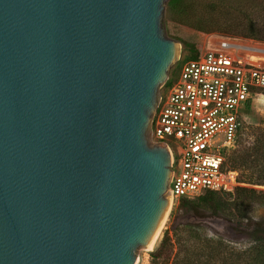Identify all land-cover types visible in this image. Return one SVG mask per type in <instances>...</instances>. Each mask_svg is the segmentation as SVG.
Masks as SVG:
<instances>
[{
    "label": "water",
    "instance_id": "water-1",
    "mask_svg": "<svg viewBox=\"0 0 264 264\" xmlns=\"http://www.w3.org/2000/svg\"><path fill=\"white\" fill-rule=\"evenodd\" d=\"M166 0H0V264H135L171 200L151 144Z\"/></svg>",
    "mask_w": 264,
    "mask_h": 264
},
{
    "label": "built area",
    "instance_id": "built-area-1",
    "mask_svg": "<svg viewBox=\"0 0 264 264\" xmlns=\"http://www.w3.org/2000/svg\"><path fill=\"white\" fill-rule=\"evenodd\" d=\"M247 45L220 38L182 63L178 79L163 86L149 140L170 152L174 201L231 194L245 185L227 166V151L237 143L241 111L264 91V61L247 54Z\"/></svg>",
    "mask_w": 264,
    "mask_h": 264
},
{
    "label": "rangeland",
    "instance_id": "rangeland-1",
    "mask_svg": "<svg viewBox=\"0 0 264 264\" xmlns=\"http://www.w3.org/2000/svg\"><path fill=\"white\" fill-rule=\"evenodd\" d=\"M193 4H197L196 9L203 10V7L208 5L212 0H189ZM229 4H235L237 12L232 15V19H237L246 22L252 19L261 28H264V12H254L253 6H256L255 0H227ZM239 6H245V11L250 14H244L239 9ZM211 21L226 22L227 19L224 15L209 14ZM161 28L164 36L167 39H174L179 43L180 51L179 56L171 65L167 82H172L178 79L179 71L182 63L191 57H194L196 52L199 54L207 51L210 43H217L220 38L231 37L229 35L220 33H202L180 25L173 21L171 11V0H166L164 4V11L161 19ZM258 35L264 38V33ZM234 38V37H232ZM244 41L246 44L253 46L263 47L264 40H254L249 38L237 37ZM182 41L183 43H181ZM185 44L190 46L186 47ZM192 47V48H191ZM165 83V84H166ZM163 91V86L160 88V93ZM243 122L239 131V138L237 143L227 151V166L231 167L233 161L243 158L248 149H251L257 138L264 134V91L252 101L247 109L241 111ZM217 137L214 141H219ZM223 140L217 144H222ZM264 164V161L260 163ZM232 168V167H231ZM237 171L240 172L241 180L246 184L240 188L254 189L257 192H264V186L250 185L249 183L257 182V175L250 168L244 166H237ZM207 202L219 206V211H214L209 207ZM179 206V201H173V206L166 225L162 231V235L151 251L146 248L141 249L136 258L137 264H151L150 253L156 250L160 241L165 236L166 231L170 232V236L174 240L175 246L181 245V240L187 237L184 230H180L185 225H193L200 227V230L209 237H214L218 240H223L225 249L223 256L220 254V260L216 264H250L249 255L247 251L253 247L251 240L247 237L246 231L253 228L256 222L264 220V205L261 202H256L254 198L249 196L241 197L237 191L231 194H204L201 198L191 200L188 212L178 211L176 208ZM178 229V233H173L174 229ZM176 248V247H175ZM177 251V248L175 249ZM204 264H208L207 262Z\"/></svg>",
    "mask_w": 264,
    "mask_h": 264
},
{
    "label": "trees",
    "instance_id": "trees-1",
    "mask_svg": "<svg viewBox=\"0 0 264 264\" xmlns=\"http://www.w3.org/2000/svg\"><path fill=\"white\" fill-rule=\"evenodd\" d=\"M256 6H253L251 11L264 12V0H255ZM197 4L191 3L189 0H171V11L173 15V21L192 28L202 33H220L237 38H249L254 40H264L259 33H264V28L261 25L253 21L252 19L246 22L232 19V15L237 12L235 4L231 5L227 0H212L208 5L203 7L202 11L196 9ZM245 6L240 7L244 14L250 13L245 11ZM253 12V11H252ZM209 14L224 15L227 19L220 21H211ZM183 43L182 41H180ZM186 47L190 46L185 44ZM192 48V47H191ZM200 56L196 52L194 57L186 59L195 60ZM183 62V63H184ZM239 138V137H238ZM264 134L259 136L255 142V145L247 150L246 155L236 161H233L232 168L238 169L237 166H244L252 169L258 179L256 183H249L250 185L264 186ZM246 184L244 181H242ZM217 194V193H207ZM206 194V195H207ZM237 194L241 197L249 196L254 198L256 202H261L264 205V192H257L254 189L239 188ZM203 197V196H202ZM201 198V197H199ZM209 207L214 211H219L218 205H213L207 202ZM191 200L182 199L179 201V206L176 208V212L185 211L188 212L190 208ZM179 229V228H178ZM178 229H174L173 233L177 234L180 230H184L187 233V237L181 240L179 247L175 246L173 239L170 236V232L166 231L165 236L160 241L159 246L155 251L150 253L151 264H216L220 260L219 255L223 256L225 249L223 240H218L214 237H209L204 234L200 227L193 225H185ZM247 237L251 240L253 247L247 251L249 255L250 264H264V220L256 222L253 228L246 231ZM177 248V251L175 249Z\"/></svg>",
    "mask_w": 264,
    "mask_h": 264
},
{
    "label": "bare ground",
    "instance_id": "bare-ground-1",
    "mask_svg": "<svg viewBox=\"0 0 264 264\" xmlns=\"http://www.w3.org/2000/svg\"><path fill=\"white\" fill-rule=\"evenodd\" d=\"M245 48H248L247 49L248 50L247 54H249L251 57H253L254 60L264 61V48L263 47H258V46H253V45L248 44L247 47H245ZM179 51H180V47H179V50H178V56H179ZM173 201L174 200H173V198L171 196L170 207H169V209H168V211H167V213H166V215H165V217H164V219H163V221H162V223H161V225H160V227H159V229H158V231H157V233H156V235H155V237H154V239H153V241H152V243L150 245V247L146 248L147 250L151 251L152 249H154V247L156 246V244H157V242H158V240L160 238V235H162L161 233H162V231L164 229V226L167 223V220H168L169 215H170L171 210H172ZM135 264H137V261H135Z\"/></svg>",
    "mask_w": 264,
    "mask_h": 264
}]
</instances>
